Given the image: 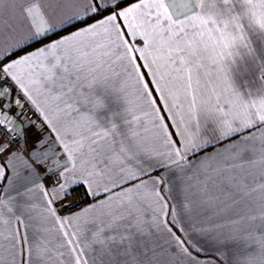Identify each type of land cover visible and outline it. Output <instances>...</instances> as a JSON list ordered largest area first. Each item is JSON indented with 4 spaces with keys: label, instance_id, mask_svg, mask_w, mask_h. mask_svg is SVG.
<instances>
[{
    "label": "snow or ice",
    "instance_id": "obj_1",
    "mask_svg": "<svg viewBox=\"0 0 264 264\" xmlns=\"http://www.w3.org/2000/svg\"><path fill=\"white\" fill-rule=\"evenodd\" d=\"M221 17L264 37V0H0V264H264V101L168 122Z\"/></svg>",
    "mask_w": 264,
    "mask_h": 264
},
{
    "label": "crops",
    "instance_id": "obj_2",
    "mask_svg": "<svg viewBox=\"0 0 264 264\" xmlns=\"http://www.w3.org/2000/svg\"><path fill=\"white\" fill-rule=\"evenodd\" d=\"M221 19L228 18L217 19L216 27L224 31L225 36L213 33L209 39L205 66L200 70L199 84L194 78L193 88L179 93V100L174 101L180 105L174 110L178 113L176 120L171 119L172 113H167L168 122L172 125L170 131H179L176 123L181 117L187 121L195 114L196 119L202 124V133L206 134L212 127L210 123L212 116L220 114L216 111L218 104L222 107L229 103L235 111L243 112L244 108L241 105L245 107L250 104L259 105L264 101V37L245 28V43L248 47H244L238 40L233 39L236 32L231 25L224 29L223 23H220ZM119 87L123 99L122 102L109 103L108 109L111 111H123L125 106L135 103L133 82L123 81ZM136 114L147 119L139 110ZM117 124L119 127L118 121ZM211 150L212 146H209V151Z\"/></svg>",
    "mask_w": 264,
    "mask_h": 264
}]
</instances>
